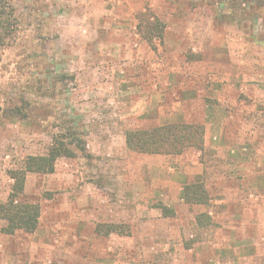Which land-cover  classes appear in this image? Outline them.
Returning <instances> with one entry per match:
<instances>
[{
    "label": "rangeland",
    "instance_id": "1",
    "mask_svg": "<svg viewBox=\"0 0 264 264\" xmlns=\"http://www.w3.org/2000/svg\"><path fill=\"white\" fill-rule=\"evenodd\" d=\"M0 1L19 21L0 53V204L59 125L86 147L26 174L38 225L0 221V264H264V0ZM144 11L164 24L152 46ZM181 124L202 126L200 148L125 145Z\"/></svg>",
    "mask_w": 264,
    "mask_h": 264
},
{
    "label": "trees",
    "instance_id": "2",
    "mask_svg": "<svg viewBox=\"0 0 264 264\" xmlns=\"http://www.w3.org/2000/svg\"><path fill=\"white\" fill-rule=\"evenodd\" d=\"M235 0H217V2ZM136 29L141 39L149 46L155 40H161L164 34V24L150 11H144L136 17ZM19 21L14 16L13 8L0 1V53L9 47L18 32ZM59 125L56 133L51 135V142L45 155L28 156L24 162V169L10 172L13 180L11 192L5 203L0 204V221L5 223L2 232L12 235L16 231L32 233L36 230L40 215L37 203L19 201L24 196L25 176L28 173L46 175L54 172L56 161L60 159H74L77 152L85 154V141L70 125ZM203 128L197 124L166 125L150 129L127 131L125 145L127 149L137 153L173 155L180 154L188 148L198 149L203 143ZM196 186L188 187L194 189ZM196 192V190H195ZM198 201V200H196ZM165 215V208H161ZM107 234H125L123 225H107Z\"/></svg>",
    "mask_w": 264,
    "mask_h": 264
}]
</instances>
